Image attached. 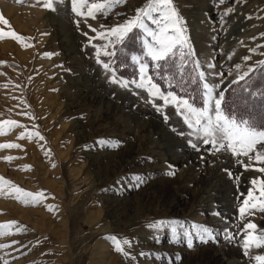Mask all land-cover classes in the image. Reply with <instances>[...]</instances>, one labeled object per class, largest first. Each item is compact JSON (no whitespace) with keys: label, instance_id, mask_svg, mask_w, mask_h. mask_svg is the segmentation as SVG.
<instances>
[{"label":"rangeland","instance_id":"374dc122","mask_svg":"<svg viewBox=\"0 0 264 264\" xmlns=\"http://www.w3.org/2000/svg\"><path fill=\"white\" fill-rule=\"evenodd\" d=\"M48 2L0 0V145H19L0 148V224L15 222L0 229V264H256L264 247L242 246L264 234V143L247 156L215 152L171 97L213 123L222 97L224 117L264 134V0H172L182 39L158 62L153 34L171 25L150 0H77L85 15L73 0ZM92 4L104 7L89 16ZM132 20L122 42L110 33ZM150 121L174 144L139 125ZM16 188L43 196L18 199ZM110 236L131 242L128 257Z\"/></svg>","mask_w":264,"mask_h":264},{"label":"snow or ice","instance_id":"6c2138e0","mask_svg":"<svg viewBox=\"0 0 264 264\" xmlns=\"http://www.w3.org/2000/svg\"><path fill=\"white\" fill-rule=\"evenodd\" d=\"M77 3V0H73V11L77 15H85V13H82L78 11V9L75 7ZM155 3L158 5V7L155 8V11L158 13H162L161 19L166 23L170 24V27H165L162 29L159 36H156L154 33L153 36L156 37L153 41V46L150 49V55L153 61H161L165 60L168 56V54L173 50V47L182 39V29L178 27L180 20L179 17L175 11V9L172 8V0H150L149 7H152V4ZM48 8H52V2L49 0L47 4ZM104 7L103 4H92L91 7L88 10L87 15H92V9H100ZM148 13L145 12V15ZM138 19H139V12H138ZM0 23H3L5 25L8 24L7 20H4L2 17H0ZM138 23V20H132L129 21L126 25L123 26V28H120L117 26L116 28H113L110 30V33L115 36L117 39H119L121 42L123 41L125 35L132 30L134 26H136ZM174 34H176L174 36ZM0 35H3V33H0ZM9 35L14 39H20L19 36H17L14 32L9 33ZM87 35V34H85ZM109 55H115V53H106ZM53 55L52 53H49L48 56L50 57ZM97 63H100L99 60H97ZM103 68L107 71L109 70V65L107 63H104ZM146 65L141 64V72L144 71ZM111 83H115V79L113 78ZM149 83L151 81L149 80ZM139 87H144L143 83H140L138 85ZM155 89V86H153ZM205 89L208 92V96L211 98V92L212 90L208 88V85L205 84ZM150 95L152 97H158V90H154L150 92ZM162 95V94H159ZM164 103H169L168 97H163ZM173 101L176 102L177 107L179 109H182L181 114H184L183 110L187 111V116H185V123L188 125L190 129H194L197 133L203 132V136L199 137V139H202L203 143L205 145H211L212 149L215 152H220L224 149H227L231 151V153L234 156L239 155H245L247 156L250 152L253 151L254 145L256 143H264V134H260L259 137L257 134L252 130L251 126L248 124L247 121H230V118L227 117H221L219 115L221 104H222V97L215 98L214 99V106H215V112L217 113L216 122L213 123L211 118L207 116L205 111L200 108H196L188 103L186 99L180 98V97H171ZM167 119V117H165ZM7 123L13 124V121H7ZM23 139V136L19 137ZM31 138V137H30ZM189 145L199 150L198 145L193 140H189ZM19 147V145L15 144H3L0 145V148H14ZM6 159L11 160L12 157H7ZM256 159L262 163H264V158L257 156ZM260 171H264V169H259ZM227 171V170H226ZM168 175H174V172H168ZM229 175L231 173L229 172ZM134 180L139 183H143L142 178L135 177ZM0 182L2 183H8L7 181H3V178H0ZM253 184H256L257 181L253 180ZM15 191L19 194L17 196L18 199L21 197L24 198H32L34 203H39L38 197L43 196V193H36L33 194L31 192H25L19 188H16ZM260 196L264 197V183H261L260 187ZM253 195L252 192L248 193L249 198H251ZM249 203L248 200L244 201V205L247 206ZM49 210H51L49 206ZM262 211H264V207L261 208ZM239 212L241 216L244 215L245 207H241L239 209ZM15 222H12L11 224H0V229L4 228H11ZM163 222H157L154 225H151V227L159 228L161 227ZM172 232L174 235H180L177 233V227L182 228V225L179 224V222H172ZM256 225L253 223H247L245 225V231L247 230H255ZM193 228H196L194 225ZM3 233L0 232V235ZM197 236L201 240L202 243H207L209 239L212 238V234L209 232L207 228H201L197 230ZM113 243L114 250L118 253L123 254L125 257H128L130 255L129 252L125 251L122 245H127L131 247V242L128 239H123L122 241L118 239L116 236H110L108 237ZM229 239H234V237H229ZM189 247H191V241L189 240ZM256 247L261 248L264 247V234L255 235V234H248L244 238L243 241V249L245 255L248 254L250 247ZM141 255H144V253H141ZM253 259L256 261V264H264V255L258 254L253 257Z\"/></svg>","mask_w":264,"mask_h":264},{"label":"bare ground","instance_id":"6f19581e","mask_svg":"<svg viewBox=\"0 0 264 264\" xmlns=\"http://www.w3.org/2000/svg\"><path fill=\"white\" fill-rule=\"evenodd\" d=\"M7 9V8H6ZM8 11H10V10H8ZM7 11V12H8ZM107 110V112H109V109H106ZM116 111V110H115ZM114 111V112H115ZM106 112V113H107ZM116 113H117V111H116ZM121 119L122 118H124L122 115H121V117H120ZM123 120V119H122ZM141 127H143V128H148L149 126H153L155 129H157V131H160V133L162 134V141L161 142H166V143H164V144H167V146L169 145V144H171V145H173L174 144V142L172 141V143H171V139L168 137V135H166L164 132H162V129L161 128H158V126H157V124L155 123V122H152V121H150V122H147V123H144V122H140V124H139ZM161 148V147H160Z\"/></svg>","mask_w":264,"mask_h":264},{"label":"trees","instance_id":"16d2710c","mask_svg":"<svg viewBox=\"0 0 264 264\" xmlns=\"http://www.w3.org/2000/svg\"><path fill=\"white\" fill-rule=\"evenodd\" d=\"M116 74L118 75V76H121V77H126L125 75H123V74H121V73H119V72H116ZM191 103H193V104H191V105H195V107H198V103H195V102H192L191 101ZM226 103H225V101L221 104L222 106H221V108L225 111V113L226 114H229V111H228V109L226 108V105H225Z\"/></svg>","mask_w":264,"mask_h":264}]
</instances>
